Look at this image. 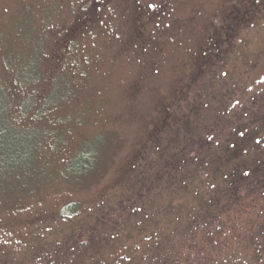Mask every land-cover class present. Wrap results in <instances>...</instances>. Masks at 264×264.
<instances>
[{
  "label": "rangeland",
  "instance_id": "rangeland-1",
  "mask_svg": "<svg viewBox=\"0 0 264 264\" xmlns=\"http://www.w3.org/2000/svg\"><path fill=\"white\" fill-rule=\"evenodd\" d=\"M0 72L11 121L37 135V164L2 168L0 264H34L42 246L39 264L200 251L203 264H250L264 223V0H0Z\"/></svg>",
  "mask_w": 264,
  "mask_h": 264
},
{
  "label": "trees",
  "instance_id": "trees-1",
  "mask_svg": "<svg viewBox=\"0 0 264 264\" xmlns=\"http://www.w3.org/2000/svg\"><path fill=\"white\" fill-rule=\"evenodd\" d=\"M7 63L9 64V66L7 68H11L12 67L11 61L10 62L8 61ZM0 76H3L2 72H0ZM37 81L38 80H31L30 83H36ZM3 82L4 81L0 77V179L4 181V185L6 187L9 184V181L7 180V178H10V177H7L6 175H2V173H3L2 168H3L4 163L9 164L8 166L10 167V170H12V171H13V169H16L19 166L22 169H24V168H26V164H29V163L32 164L33 162L36 163L37 160H35V158L31 156V152L33 151V148L30 147V144H31V142L34 143L35 139H37V135L34 132H32L33 137L28 136V134H26V135L20 134V129H17L18 127H16V125H15V122H18L19 119H15V120L11 121V119H12L11 110L14 109L13 108L14 106L12 103V96H11L12 91H11V88H9L5 83L3 84ZM33 103L34 102H30L26 108L29 110L31 108V106L33 105ZM41 113H42V111L40 110L39 116L36 115L37 117H35L36 118L35 120H37V122L42 115ZM24 114H26V112L23 113V116H24ZM225 146H226V144H225ZM234 147H235V145H233L230 148V150H228V153L231 155L232 158H233V156H234V158L235 157L237 158L238 155L240 154V151L238 149V146L235 148ZM9 156L12 157L11 160H9L10 159ZM94 158H95L94 159V162H95L96 157H94ZM258 158L259 157H257V159ZM261 160L262 159L258 160V162L261 163ZM92 164H93V161H92ZM91 165H90V167H91ZM200 165H204V161L202 163H200ZM235 167H236V165L233 164L231 169L234 170ZM36 169H38V168L36 167ZM232 170L230 171V173H228L225 176L227 180L231 179V182H229L228 185H230L232 183H236V181H235L236 179L234 178L236 176H235L234 171L232 172ZM93 172H95V170H93ZM246 173L245 174L243 173L242 176L246 175ZM64 179L67 180V178H65V177H64ZM35 180L37 181V179H35ZM232 180H234L235 182H233ZM228 185H226V186H228ZM224 189L222 188V190H224ZM76 206H77V204L74 203L71 206V208H67L59 216L63 219H66V220L69 219L70 217H72L71 215L76 212L75 211ZM255 236H257L258 241H259L258 238H263V239L261 242H259V244H260V246L258 247L259 250H257L254 253V255L250 256L249 261H250V264H264V223L262 225L258 226L257 234ZM46 240L48 241V244H52L54 238L49 237V238L43 239V241H46ZM187 244L188 243H186V245ZM49 247L50 246H48L47 248L43 247V246L41 247L42 248L41 251L42 252L45 251V252L40 259L33 262L34 264H36L39 261H47L48 262V260H50V258L52 256L46 257V252H47V254L51 255V253H50L51 248L49 249ZM159 250H160V252H163L164 248L162 247ZM200 252L201 253L193 252L191 254L182 253V255L177 256L176 259H174V258L170 259L168 257L162 258V256L159 258V257H155V254H154V256H152V254H151L152 257H150V261L148 263H145V264H194V263L196 264L198 262L203 264L206 262L207 258L205 257V255L203 254L202 251H200ZM255 254H257V255H255ZM182 257H183V259H182ZM54 260L55 259L53 257L51 263ZM244 260H246V259H244ZM65 262H63V263H65ZM239 262H240V264H246L240 258H239ZM57 263H54V264H57ZM37 264H39V263H37Z\"/></svg>",
  "mask_w": 264,
  "mask_h": 264
}]
</instances>
